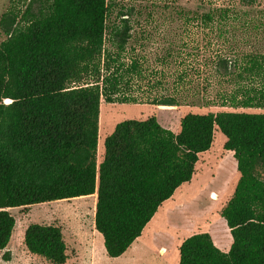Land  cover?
<instances>
[{
	"label": "trees",
	"instance_id": "trees-1",
	"mask_svg": "<svg viewBox=\"0 0 264 264\" xmlns=\"http://www.w3.org/2000/svg\"><path fill=\"white\" fill-rule=\"evenodd\" d=\"M117 1L16 0L1 18L7 39L0 45V251L15 230L11 209L96 195L95 229L109 258L123 256L159 208L192 180L218 129L240 174L221 211L233 243L224 252L209 233L192 235L180 247L178 264H264V113H189L178 134L155 117L124 121L106 139L97 164L101 101H113L124 75L141 73L137 60L122 69L128 20L112 30L116 48L107 49ZM257 1L241 0L248 6ZM242 71L263 84L241 86L233 107L264 109V56L249 57ZM152 103L180 105L174 96ZM24 244L53 264L68 260L60 227L33 224Z\"/></svg>",
	"mask_w": 264,
	"mask_h": 264
},
{
	"label": "rangeland",
	"instance_id": "rangeland-1",
	"mask_svg": "<svg viewBox=\"0 0 264 264\" xmlns=\"http://www.w3.org/2000/svg\"><path fill=\"white\" fill-rule=\"evenodd\" d=\"M14 2L0 0V21ZM22 2L19 8L25 10L27 3ZM225 10L229 17H219ZM209 13L213 21H203ZM121 19L132 28L121 55L122 69L137 60L141 73L123 74L125 80L113 101H101L98 165L104 158L106 139L124 121L155 117L178 134L182 118L189 113H264L253 107L234 108L230 101L240 96L241 86L263 84L258 78L250 81L242 68L249 57L264 56V0L251 6L241 0H118L109 20L110 51L116 48L111 32L123 25ZM6 39L0 26V45ZM169 96L180 105L152 103ZM225 143L226 137L215 130L212 147L200 155L192 180L159 208L123 256L111 259L106 253L103 237L95 229V196L11 209L16 226L9 246L0 251V264H53L27 250L25 232L33 224L62 229L68 248L65 264H178L182 243L198 233H209L218 248L229 251L233 238L221 211L233 196L240 174Z\"/></svg>",
	"mask_w": 264,
	"mask_h": 264
},
{
	"label": "bare ground",
	"instance_id": "bare-ground-1",
	"mask_svg": "<svg viewBox=\"0 0 264 264\" xmlns=\"http://www.w3.org/2000/svg\"><path fill=\"white\" fill-rule=\"evenodd\" d=\"M96 195L90 196V197H95Z\"/></svg>",
	"mask_w": 264,
	"mask_h": 264
},
{
	"label": "crops",
	"instance_id": "crops-1",
	"mask_svg": "<svg viewBox=\"0 0 264 264\" xmlns=\"http://www.w3.org/2000/svg\"><path fill=\"white\" fill-rule=\"evenodd\" d=\"M222 251H224V250H222ZM224 252H228V251H224Z\"/></svg>",
	"mask_w": 264,
	"mask_h": 264
},
{
	"label": "water",
	"instance_id": "water-1",
	"mask_svg": "<svg viewBox=\"0 0 264 264\" xmlns=\"http://www.w3.org/2000/svg\"><path fill=\"white\" fill-rule=\"evenodd\" d=\"M9 103H11V102L9 101ZM9 103H8V104H9Z\"/></svg>",
	"mask_w": 264,
	"mask_h": 264
}]
</instances>
